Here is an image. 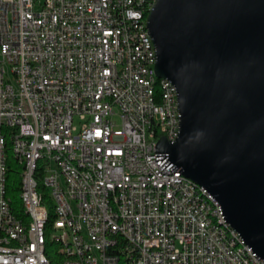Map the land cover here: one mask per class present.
<instances>
[{
	"label": "built area",
	"instance_id": "built-area-1",
	"mask_svg": "<svg viewBox=\"0 0 264 264\" xmlns=\"http://www.w3.org/2000/svg\"><path fill=\"white\" fill-rule=\"evenodd\" d=\"M155 1L0 0V264H43L30 168L53 201L61 264H264L234 228L241 245L208 226L207 212L225 219L219 202L204 205L203 186L157 150L177 137L181 113L143 39ZM10 140L28 215L6 191Z\"/></svg>",
	"mask_w": 264,
	"mask_h": 264
},
{
	"label": "water",
	"instance_id": "water-1",
	"mask_svg": "<svg viewBox=\"0 0 264 264\" xmlns=\"http://www.w3.org/2000/svg\"><path fill=\"white\" fill-rule=\"evenodd\" d=\"M146 19L181 113L157 150L264 259V0H156Z\"/></svg>",
	"mask_w": 264,
	"mask_h": 264
},
{
	"label": "bare ground",
	"instance_id": "bare-ground-1",
	"mask_svg": "<svg viewBox=\"0 0 264 264\" xmlns=\"http://www.w3.org/2000/svg\"><path fill=\"white\" fill-rule=\"evenodd\" d=\"M153 5L148 6L147 13H145V21H146V30L147 29V14L152 8ZM143 39L145 40H152L148 31L143 32ZM173 95L177 96L176 88L173 87ZM13 136V128H6L5 129V137H12ZM10 155L14 162H16L21 167V182L24 181V168H23V158H21L20 149L17 147V140H10ZM72 167L74 168H81V159H72ZM29 177H30V184L33 185V195L34 201H37L38 206V213H43V218H38V237H39V254H43V264H50L49 259L45 255V244L46 242H50V244L55 246V253L60 259V255H58L56 251L57 247V239L51 237V228L53 227V217H55V208H53V201L50 199L52 204V216L50 217V213L46 204L42 202V195L37 190V183L40 182L42 184V178L39 177L38 168H30L29 169ZM203 190H206L203 187ZM188 191L191 192L194 196H201V188L197 186V184H188ZM207 191V190H206ZM207 194H209L207 192ZM21 204H25V193H19ZM204 205L207 207H215V198L209 194L204 195ZM22 210L25 215H28V208L22 207ZM219 210L223 213L221 205L219 204ZM207 222L208 226L213 227L223 237L230 238V243L233 245H241V238L239 236H233V231L231 226L226 224L225 219L220 218L214 212H207ZM22 236L24 242L26 244H33V233L29 229H22ZM0 239H4V230H0ZM12 247H21V239H12ZM58 264H61V259L59 260Z\"/></svg>",
	"mask_w": 264,
	"mask_h": 264
},
{
	"label": "trees",
	"instance_id": "trees-1",
	"mask_svg": "<svg viewBox=\"0 0 264 264\" xmlns=\"http://www.w3.org/2000/svg\"><path fill=\"white\" fill-rule=\"evenodd\" d=\"M8 169H7V180H6V191L10 198V205L14 211L19 212L20 215H25L22 207H21V201L19 197V189L21 184V167L18 165L14 160L12 159L10 155V142H8ZM37 190L42 195V202L46 204L48 211L50 213V217L52 216V204L49 198H45V195H43V187L40 182L37 183ZM52 245L50 242H46L45 244V255L50 261V264H58L59 258L55 253V246L51 250H49V246ZM121 264V263H119Z\"/></svg>",
	"mask_w": 264,
	"mask_h": 264
},
{
	"label": "rangeland",
	"instance_id": "rangeland-1",
	"mask_svg": "<svg viewBox=\"0 0 264 264\" xmlns=\"http://www.w3.org/2000/svg\"><path fill=\"white\" fill-rule=\"evenodd\" d=\"M52 247H53V246H52V245H50V246H49V250H51V248H52Z\"/></svg>",
	"mask_w": 264,
	"mask_h": 264
}]
</instances>
